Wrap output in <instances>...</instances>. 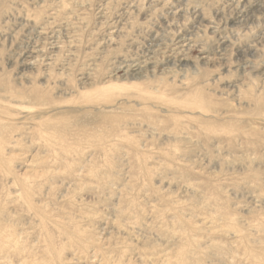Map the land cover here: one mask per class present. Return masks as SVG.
Here are the masks:
<instances>
[{
	"label": "rangeland",
	"instance_id": "obj_1",
	"mask_svg": "<svg viewBox=\"0 0 264 264\" xmlns=\"http://www.w3.org/2000/svg\"><path fill=\"white\" fill-rule=\"evenodd\" d=\"M0 264H264V0H0Z\"/></svg>",
	"mask_w": 264,
	"mask_h": 264
},
{
	"label": "bare ground",
	"instance_id": "obj_2",
	"mask_svg": "<svg viewBox=\"0 0 264 264\" xmlns=\"http://www.w3.org/2000/svg\"><path fill=\"white\" fill-rule=\"evenodd\" d=\"M31 51V50H30ZM186 53V52H185ZM33 56V55H32ZM28 61V60H27ZM27 63V62H26ZM31 64H32V62H31ZM133 65V64H132Z\"/></svg>",
	"mask_w": 264,
	"mask_h": 264
}]
</instances>
